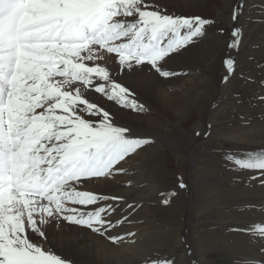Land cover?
Returning a JSON list of instances; mask_svg holds the SVG:
<instances>
[{
  "label": "snow or ice",
  "instance_id": "6c2138e0",
  "mask_svg": "<svg viewBox=\"0 0 264 264\" xmlns=\"http://www.w3.org/2000/svg\"><path fill=\"white\" fill-rule=\"evenodd\" d=\"M227 7L230 31L216 30L228 35L230 52L242 42L244 0ZM217 24L161 0H0V264H76L55 247L73 245L81 234L113 247L136 243L137 233L125 229L141 219L143 205L125 191L134 182L119 177L155 141L126 122L149 111L131 81L149 72L159 86L189 75L191 69L170 65L202 52ZM222 63L227 83L235 60L226 56ZM256 101L264 105V95ZM211 128L193 136L206 138ZM243 139L234 132L227 142ZM221 158L234 182L264 188V146L224 150ZM187 188L178 176L160 193V205L170 206ZM257 207L264 215V202L253 200L236 210L244 215ZM242 223L228 231L249 235L257 254L241 264H264V219ZM181 245L188 264H200L183 239ZM135 264L181 261L152 247Z\"/></svg>",
  "mask_w": 264,
  "mask_h": 264
},
{
  "label": "rangeland",
  "instance_id": "374dc122",
  "mask_svg": "<svg viewBox=\"0 0 264 264\" xmlns=\"http://www.w3.org/2000/svg\"><path fill=\"white\" fill-rule=\"evenodd\" d=\"M229 3L230 0H209L201 12H187L180 3L177 4L179 7L169 6L170 9L174 7L177 13L215 18L218 24L210 30L207 41L221 45L222 59L219 69L216 70L218 79L212 82L210 91L205 96L207 104L201 115L191 102L198 98L196 94H191L190 100L180 98L176 111L174 105V112H161L159 109L162 115L159 112L156 114L157 118L165 120L166 125H173L167 129L172 137L168 139L171 141L173 153L169 154L170 151L164 148L162 150L168 152V159L165 160L173 174L170 178L175 182L178 176L182 177L188 186L187 191L173 203L182 205L181 210L167 212L158 203L161 199L160 193L174 187V184H163L164 176H160L162 185L152 191L153 200L148 197L151 203H155V212L143 215L139 223L137 221L130 229H126L138 235L135 237L136 243H129L130 245L141 246L139 250H143L150 248L149 245L153 243L169 255L175 252L181 264H188L181 239L191 247V259L198 260L200 264H240V258L255 256L257 249L252 246L250 236L230 232L228 229L237 222H243V226L250 221L264 219L258 207L256 211H249L244 215L236 210L242 200H253L257 205L264 202V188L255 184L244 186L234 182V174L221 166V153L224 150L264 146V135L257 134L260 129H264V115H260L264 105H258L256 101V97L264 95V3L261 0H244L245 7L241 16L242 42L238 50L230 52L225 47L228 35L221 36L216 30L224 28L226 33L230 31V9L227 7ZM226 56L234 58L235 71L229 81L224 83L223 77L228 73L222 60ZM141 99L142 101L139 100L144 103L143 98ZM182 100L186 106L193 104L187 118L180 114L183 112L179 105ZM150 102L153 105L148 102L144 104L151 108L156 107L154 96L150 98ZM213 103L217 107H210ZM253 117L258 119L253 120L250 125L245 124L246 119ZM169 118L171 119L168 120ZM209 124L212 128L208 137L193 136L195 131H203ZM141 129L147 132L142 127ZM234 132H243L244 139L230 146L227 141ZM141 188H146V183L141 184L139 181L135 186L137 195L141 193ZM140 200L142 204L150 202ZM144 224H148V231ZM225 255L230 257L226 258Z\"/></svg>",
  "mask_w": 264,
  "mask_h": 264
},
{
  "label": "bare ground",
  "instance_id": "6f19581e",
  "mask_svg": "<svg viewBox=\"0 0 264 264\" xmlns=\"http://www.w3.org/2000/svg\"><path fill=\"white\" fill-rule=\"evenodd\" d=\"M161 2L167 4L168 6L176 5V7H179L177 4L180 3L181 5H184L183 10L187 12H201L206 8L209 0H161ZM220 46L218 44H210V41H207L202 52L197 53L194 57L180 58L170 65V69L173 71L191 69V73L187 76L174 77L169 81L160 84L159 86H153L156 82L152 74L149 72H145L142 75H137L133 78V81H131L134 82L138 97L141 101V98H143L144 103L148 102V104L150 103V105H153L150 102V98L154 96L157 103L156 107L152 106L151 108L146 106L149 108V111L147 113H141L140 115L138 113H132L126 117V122L128 124L136 127L145 135L152 137L155 142L157 141L156 143L154 142L155 144L148 147L147 150L140 156L134 157L133 159L129 160L128 164L126 165V167H128L129 169V175L119 177L121 181L132 180L134 182L133 187L131 189H125V191L134 193L135 198L138 201H142L140 199L150 200L148 199V197H151V195L153 194L152 191L156 190L157 187H160L163 183V181L159 180L160 176H164L163 184H174V179L170 178L173 174L166 166L167 163L165 159H168V152H166V150H162V148H164L170 151L169 154L173 153V150L171 148V141L170 139H168L172 137L167 133V129H169V127L172 128L173 125H166L165 120H160L161 118H157L156 114L159 112V114L162 115L161 112L163 111H169L170 113H172V111L174 112V105L176 111L178 100L180 98L190 100L191 94H196V97H198L197 99L195 98L191 100V102L194 104V108L198 110L200 115L204 112L203 110L205 108V105L207 104V99L205 96H207V94L209 93L212 82L218 79L216 70L219 69L222 59ZM149 81H152V83H146ZM100 100L101 102H103L102 97L100 98ZM172 101H175V103H173ZM183 101L184 100H182V102L180 101L181 103H179V105H181V108H183V112H181L180 114L185 115L184 117H189L193 104L186 106ZM159 109L161 110V112ZM113 110L115 111V108H113ZM170 119L171 118H169L168 120ZM172 119L174 120V118ZM164 123L165 126L163 125ZM168 123L169 122H167V124ZM139 124L147 132H144ZM139 181L141 182V184L146 183V188H141V193L137 195L138 191L135 190V186L139 184ZM151 200H153L152 197ZM151 200L150 202H143V206L137 213V216L139 218L149 212H155V203L154 201H152L151 203ZM173 203L170 206L164 207V210H166L167 212L174 211L175 209L181 210L180 207L182 205ZM151 204L153 205L149 206ZM137 223H139V220ZM144 225V228H146V231H148V224ZM76 240L77 242L73 245H57L55 247V251L62 254V256L64 257H68L74 260L76 264H135V261L139 259L140 252L142 251L139 250L141 249V246L138 245L139 247H134L129 243H126L129 245L123 244L119 247H113L110 246L106 240L97 239L91 234H81L76 238ZM149 246L150 248L158 247L153 243ZM227 257L229 258L230 256H226V258Z\"/></svg>",
  "mask_w": 264,
  "mask_h": 264
}]
</instances>
